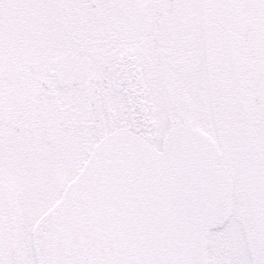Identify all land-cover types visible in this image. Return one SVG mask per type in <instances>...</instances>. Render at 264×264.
I'll use <instances>...</instances> for the list:
<instances>
[{
  "label": "snow or ice",
  "instance_id": "obj_1",
  "mask_svg": "<svg viewBox=\"0 0 264 264\" xmlns=\"http://www.w3.org/2000/svg\"><path fill=\"white\" fill-rule=\"evenodd\" d=\"M0 264H264V0H0Z\"/></svg>",
  "mask_w": 264,
  "mask_h": 264
}]
</instances>
